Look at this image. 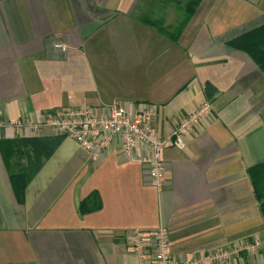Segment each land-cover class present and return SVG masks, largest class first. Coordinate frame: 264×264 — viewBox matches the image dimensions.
<instances>
[{"label": "crops", "instance_id": "0c3cea01", "mask_svg": "<svg viewBox=\"0 0 264 264\" xmlns=\"http://www.w3.org/2000/svg\"><path fill=\"white\" fill-rule=\"evenodd\" d=\"M263 26L264 0H0V264H150L134 228H168L176 258L262 237L249 170L264 164V67L236 43ZM117 102L153 104L170 141L207 106L183 148L163 147L161 188L115 143L95 163L53 128L14 124Z\"/></svg>", "mask_w": 264, "mask_h": 264}, {"label": "built area", "instance_id": "2783aa9c", "mask_svg": "<svg viewBox=\"0 0 264 264\" xmlns=\"http://www.w3.org/2000/svg\"><path fill=\"white\" fill-rule=\"evenodd\" d=\"M205 109L207 106H202L182 116L172 130V141L169 137H161L156 133L152 125L155 106L149 103L136 106L131 102H117L102 113H98L90 104L64 105L47 112L39 120L16 119L14 124L30 125L35 129L39 126L53 128L85 148L95 163L100 160L107 147L115 143L130 160L147 164L151 183L161 188L166 180L163 147L172 142L183 148V137L193 132ZM135 150H138L137 154ZM126 241L141 256H144L148 247L152 257L150 264H238L234 259L238 251L243 248L253 250L264 243V232L262 237L256 236L252 244L233 249H216L204 256L191 258H176L169 252V232L165 226L150 231L134 228L126 234ZM262 249L264 252V247ZM147 263L145 258L141 264ZM247 264H264V260L261 263Z\"/></svg>", "mask_w": 264, "mask_h": 264}, {"label": "trees", "instance_id": "16d2710c", "mask_svg": "<svg viewBox=\"0 0 264 264\" xmlns=\"http://www.w3.org/2000/svg\"><path fill=\"white\" fill-rule=\"evenodd\" d=\"M236 44L245 50L257 64L264 67V26L248 33L246 39L238 40ZM249 174L255 194L259 200H262L261 207L264 210V164L253 166L250 168ZM22 183L20 184L21 188L24 186Z\"/></svg>", "mask_w": 264, "mask_h": 264}]
</instances>
